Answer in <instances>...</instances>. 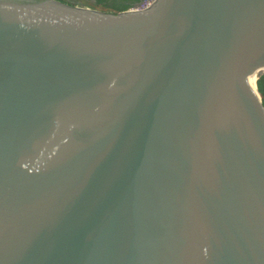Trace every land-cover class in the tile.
Instances as JSON below:
<instances>
[{"label": "water", "instance_id": "1", "mask_svg": "<svg viewBox=\"0 0 264 264\" xmlns=\"http://www.w3.org/2000/svg\"><path fill=\"white\" fill-rule=\"evenodd\" d=\"M261 71L264 0H0V264H264Z\"/></svg>", "mask_w": 264, "mask_h": 264}, {"label": "flooded vegetation", "instance_id": "2", "mask_svg": "<svg viewBox=\"0 0 264 264\" xmlns=\"http://www.w3.org/2000/svg\"><path fill=\"white\" fill-rule=\"evenodd\" d=\"M65 3L87 5L88 8H100L106 12L120 13L137 6L142 0H59ZM84 6V7H87Z\"/></svg>", "mask_w": 264, "mask_h": 264}, {"label": "bare ground", "instance_id": "3", "mask_svg": "<svg viewBox=\"0 0 264 264\" xmlns=\"http://www.w3.org/2000/svg\"><path fill=\"white\" fill-rule=\"evenodd\" d=\"M262 71L255 76L250 82L249 85L251 86V88L253 89L257 100L261 103V94L259 93V91L257 90V80L259 79L260 75H261Z\"/></svg>", "mask_w": 264, "mask_h": 264}, {"label": "built area", "instance_id": "4", "mask_svg": "<svg viewBox=\"0 0 264 264\" xmlns=\"http://www.w3.org/2000/svg\"><path fill=\"white\" fill-rule=\"evenodd\" d=\"M156 1L157 0H143V2L139 6H137L135 9H132V10H144V9L150 8L151 6L155 4Z\"/></svg>", "mask_w": 264, "mask_h": 264}, {"label": "rangeland", "instance_id": "5", "mask_svg": "<svg viewBox=\"0 0 264 264\" xmlns=\"http://www.w3.org/2000/svg\"><path fill=\"white\" fill-rule=\"evenodd\" d=\"M142 2H143V0H142L137 6H139ZM84 6H87V5H84ZM137 6L131 8V9H129V10L135 9ZM87 7H88V6H87ZM90 8H91V7H90ZM91 9H93V8H91ZM95 10L102 11V12H106V11H104V10H101L99 7L96 8ZM107 13H111V12H107ZM114 14H117V13H114ZM261 88L264 89V79L261 81ZM261 104H262V106H263V108H264V95L261 96Z\"/></svg>", "mask_w": 264, "mask_h": 264}, {"label": "trees", "instance_id": "6", "mask_svg": "<svg viewBox=\"0 0 264 264\" xmlns=\"http://www.w3.org/2000/svg\"><path fill=\"white\" fill-rule=\"evenodd\" d=\"M264 79V75L260 76L259 79L257 80V90L261 94V96L264 95V89L261 88V81Z\"/></svg>", "mask_w": 264, "mask_h": 264}]
</instances>
